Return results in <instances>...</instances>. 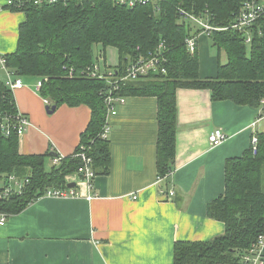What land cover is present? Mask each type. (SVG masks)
Wrapping results in <instances>:
<instances>
[{"label": "trees", "instance_id": "obj_1", "mask_svg": "<svg viewBox=\"0 0 264 264\" xmlns=\"http://www.w3.org/2000/svg\"><path fill=\"white\" fill-rule=\"evenodd\" d=\"M36 1H16L2 8L26 16L19 27L16 51L4 56L6 67L14 77L39 79L42 86L38 92L51 102L50 107L86 105L91 109V119L73 155L57 165L52 163L56 155L52 152L22 154L20 138L14 132L6 137L0 128V179L15 175L22 181L30 177L21 194L3 198L0 193L1 215H19L49 190L65 189L66 177L76 174L83 165L74 157L81 146L91 158L96 176L110 173V140L101 136L107 115L104 95L111 86L109 81L89 77L87 72L95 65L97 45L104 48L102 51L109 47L117 50L119 64L108 70L118 76L126 73L131 62L153 55L164 45V63L158 75L122 84L115 93L126 98L157 99L158 178L169 176L175 164L179 90H206L213 102L231 101L261 109L264 114V18L252 26L250 45L242 32L231 28L240 17L244 0H164L156 7L134 8L112 0ZM181 11L212 26L228 28L210 38L227 57L226 64H218L214 78L200 76L197 45L190 52L186 40L201 31L180 19ZM101 53L106 63V55ZM163 68L166 75L161 72ZM17 114L14 91L0 79V118ZM255 136V148L251 140L241 157L226 161L225 191L206 207L208 218L225 225V234L205 242H175L173 264H244L243 258L264 237V132ZM47 160L51 161L50 169L46 168Z\"/></svg>", "mask_w": 264, "mask_h": 264}, {"label": "crops", "instance_id": "obj_2", "mask_svg": "<svg viewBox=\"0 0 264 264\" xmlns=\"http://www.w3.org/2000/svg\"><path fill=\"white\" fill-rule=\"evenodd\" d=\"M7 2L0 0L3 56L16 51L19 27L26 19L22 12L3 10ZM209 49V38L200 36L201 78H214L218 64L227 63L226 55L224 62L208 58ZM117 56L111 67L119 64ZM5 77L0 71V79ZM22 80L24 87L14 94L31 126L20 138L21 153L73 155L91 109L64 104L45 112V99L36 89L39 79ZM157 108L155 98L129 97L109 119L110 173L96 176L92 188L79 176H68L65 190L73 189L76 197H43L7 217L0 225V264H173L175 242L223 236L225 225L208 218L206 207L225 191L226 161L241 157L252 137L264 132V120L258 121L262 110L213 102L206 90H179L175 164L161 179L156 165ZM217 129L227 138L211 146L209 136Z\"/></svg>", "mask_w": 264, "mask_h": 264}, {"label": "built area", "instance_id": "obj_3", "mask_svg": "<svg viewBox=\"0 0 264 264\" xmlns=\"http://www.w3.org/2000/svg\"><path fill=\"white\" fill-rule=\"evenodd\" d=\"M16 1L21 0H8L7 5L12 6ZM42 1H47L49 3L54 2L55 0H37L36 4L42 3ZM121 6H125L128 8H134L136 6L142 5H153L154 7L159 6L164 0H112ZM159 9V8H158ZM180 19L184 22H187L192 27L199 28L200 34L198 36H192V38H188L186 40V45L190 52L195 51V47L197 45V40L200 36H205L207 38H211L213 33L226 31L228 28L212 26L203 20H199L195 18L193 15L188 14L185 11H181L179 13ZM264 18V2L260 0H244V6L241 9L240 17L232 23L231 28L233 31L242 32L245 36V43L250 45L253 38V33L250 32L252 30V26L254 23L258 21V19ZM254 32V30H253ZM165 51L164 45L161 44L157 52L153 55L143 57L137 59L135 62H131L130 66L127 68V71L124 75L118 76L115 72L108 70L109 68L106 66L105 70H102L98 65L99 61H103L105 63L104 55L101 53L99 55L98 64L88 69V75L92 78H101L109 81L111 89H108L104 95V103L107 108L106 115V124L104 127V131L102 134L103 139H108L110 135V123L109 119L115 117L118 114L119 107L123 106L127 98L116 95L120 90V86L130 81H135L139 78H146L151 75H158L160 64L164 63L163 60V52ZM0 71L4 73L5 84L12 90L17 91L24 87V82L20 77H14L13 74L6 67V59L3 55L0 54ZM163 75H166V69H161ZM42 86V82L38 81V85L36 89L39 91ZM45 104L47 106H51V102L49 100H45ZM264 120V114H262L258 121ZM1 124L0 128L2 129L3 134L6 137H9L11 133H15L19 138L23 137L24 133L31 126L29 119L22 114L18 110V114L16 117H4L0 118ZM227 136L223 131L217 129L213 131L209 136V143L211 146H219L226 140ZM257 137L254 135L252 139V145H257ZM54 153V151H51ZM76 158H80L83 162V165L79 168L78 172L75 176H79L84 181L87 182L88 186L92 188V182L96 177L91 164L92 160L86 155V149L84 146L80 147V152L77 155H74ZM64 157L56 154L55 158L52 159L53 165L59 164V162ZM162 179V178H161ZM67 181H70V178H67ZM30 177L25 178L24 180H19L15 175H9L7 177L0 179V193L3 198H9V196H13L15 194H21L26 187V184H29ZM173 195V193H172ZM77 193L73 189H57V190H49L44 197L49 198H65V197H76ZM134 199H137L134 197ZM7 220L6 215L0 214V225H5ZM244 264H264V237L261 236L257 243L253 245L252 250L243 258Z\"/></svg>", "mask_w": 264, "mask_h": 264}, {"label": "rangeland", "instance_id": "obj_4", "mask_svg": "<svg viewBox=\"0 0 264 264\" xmlns=\"http://www.w3.org/2000/svg\"><path fill=\"white\" fill-rule=\"evenodd\" d=\"M209 42H210V49L208 50V53H206V56L208 58H211L213 56V57H216V59H218V57L219 58L221 57V59H220L221 62H224L225 61V55H226L224 53V51H222V50L219 51L216 47H214V44H213V42H212L211 39H209ZM94 49H95V63L98 64L97 62H98V59L100 58L99 55L101 54V52L104 53V51H102L103 47L101 45H97V46L94 47ZM106 59H107V62L106 63H104L101 60L99 61V64L98 65L101 67L102 70H105L106 66L108 68H112L110 64L113 63V62H115V61H117L118 56H117V52H116V50L114 48H111V47L107 48ZM199 60H200V63H201L202 59L199 58ZM37 85H38V83H36V86ZM45 108H46V106H45ZM45 112H47L46 109H45ZM261 125H260V128H261ZM51 166H52L51 165V161L48 160L46 162V168L47 169H50Z\"/></svg>", "mask_w": 264, "mask_h": 264}, {"label": "water", "instance_id": "obj_5", "mask_svg": "<svg viewBox=\"0 0 264 264\" xmlns=\"http://www.w3.org/2000/svg\"><path fill=\"white\" fill-rule=\"evenodd\" d=\"M46 110L48 113H53L56 110V106H52V107L47 106ZM69 187H71V186H69Z\"/></svg>", "mask_w": 264, "mask_h": 264}]
</instances>
